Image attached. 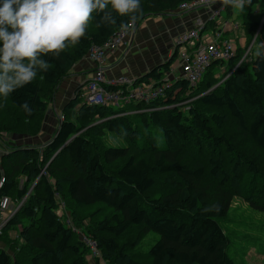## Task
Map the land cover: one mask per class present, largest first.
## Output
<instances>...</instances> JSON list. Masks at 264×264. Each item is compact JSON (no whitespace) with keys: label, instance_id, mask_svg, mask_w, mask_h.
<instances>
[{"label":"trees","instance_id":"obj_1","mask_svg":"<svg viewBox=\"0 0 264 264\" xmlns=\"http://www.w3.org/2000/svg\"><path fill=\"white\" fill-rule=\"evenodd\" d=\"M188 1L140 0L135 25L178 12ZM226 9L230 16L232 7ZM237 13L246 47L254 40L258 46L264 41L261 0ZM101 15L94 10L86 35L66 41L59 56L38 54L48 62L47 71L7 97L0 94V132L29 137L41 132L57 89L74 66L129 22L113 12L116 24H102ZM246 49H237L227 64H214L197 86L182 79L163 88L164 96L149 105H89L79 89L42 149L8 148L0 155V198L20 206L2 229L0 264H236L224 229L235 195L243 193L251 208L264 213V57L253 55L229 74ZM177 55L135 85L164 87ZM219 66L227 68L221 78ZM9 109L20 119L16 125L33 132L11 131L1 122ZM108 133L126 144L103 146ZM152 232L159 235L156 244L148 253H134Z\"/></svg>","mask_w":264,"mask_h":264},{"label":"clouds","instance_id":"obj_2","mask_svg":"<svg viewBox=\"0 0 264 264\" xmlns=\"http://www.w3.org/2000/svg\"><path fill=\"white\" fill-rule=\"evenodd\" d=\"M221 2L238 12L251 0ZM94 10L102 13V24H116L113 12L127 15L129 22L120 25L127 30L141 7L140 0H0V94L7 97L47 71L48 62L38 54L59 56L66 41L79 42ZM256 47V55L264 57V41ZM23 108L31 112L27 103Z\"/></svg>","mask_w":264,"mask_h":264},{"label":"built area","instance_id":"obj_3","mask_svg":"<svg viewBox=\"0 0 264 264\" xmlns=\"http://www.w3.org/2000/svg\"><path fill=\"white\" fill-rule=\"evenodd\" d=\"M215 4H217L216 0H191L180 6L179 11L186 13L197 12L210 7L215 8L210 9L208 18H205L204 15H198L192 28L181 33L174 42L176 51H178L177 65L167 73L164 87L156 88L146 83L135 85L136 79L125 76L113 80L106 78L105 69L109 55L125 45V39L134 33L136 25L127 30L121 29L103 46H92L86 59L96 66V70L91 80L80 89L85 102L89 105L114 107L115 109L138 103L149 105L153 100L163 97V88L171 87L177 80L183 79L188 81L192 87L197 86L214 64L230 62L235 57L237 50L235 43L223 37V28L218 29V31H215V28L214 30L211 29L210 32L206 31L208 24L215 25L222 22V15L226 12V6L219 5L216 7ZM227 25L228 23H225V27ZM232 30L237 32L239 26L234 25ZM254 42L255 40L248 48L246 47L247 49L245 48L242 60L236 69L229 72L230 76L241 64L246 63L254 55ZM176 70L178 73H175ZM216 70L222 75L227 71V68L226 66H219ZM7 205L8 199H4L3 207L5 208ZM11 216L0 217V236ZM87 243L92 248L94 255L99 257L96 244L91 241H87Z\"/></svg>","mask_w":264,"mask_h":264},{"label":"rangeland","instance_id":"obj_4","mask_svg":"<svg viewBox=\"0 0 264 264\" xmlns=\"http://www.w3.org/2000/svg\"><path fill=\"white\" fill-rule=\"evenodd\" d=\"M261 2L262 5H264V0H261ZM219 4L223 5L222 2H220ZM258 10L259 8L255 9L256 14H258ZM179 13L180 12H170L169 14L163 16H150L147 19H144L135 29L137 33L140 34V31L143 29L142 27H146L149 22L154 23L153 26L155 29L159 28V26L161 25H167V28L169 29V31H171V35H169L166 38V42H164L163 46L165 47V50H161L162 47L161 48L159 47L160 49L154 51V54L158 55V57H160L164 51L165 54L168 56H170L171 54L170 59L174 58L176 47L175 44L173 45V43L171 42L168 43V39L172 37V39L176 41L177 37L175 38V31H174L176 27L174 24L176 21L175 17H177ZM256 14L253 15L252 20L254 19V17H256ZM225 16H226V12L223 13L222 17ZM228 17L229 18L235 17L234 19L236 20V22L239 25L241 24L237 12H233L232 10L231 15ZM88 22H90V19ZM243 38H244L243 32L238 33V35H235V37L233 38V42L235 43L236 49L240 48L244 50L246 48V45L248 44L247 39L242 42ZM149 41H153V40L150 39ZM152 44H154V42H152ZM155 47L158 48V46ZM255 50H257L256 46H255ZM255 55L256 53L254 54V56ZM176 65H177V60L175 61L173 67H175ZM79 66L80 67L84 66L83 60L74 66L71 75L80 71ZM108 73L109 71L106 67L105 69L106 78ZM175 73H178V70H176ZM94 74L95 71L92 73V75H90V78L86 82L90 81L91 78L94 76ZM221 77H222L221 74L217 76V78H221ZM71 78L73 77L69 76L57 89V92L55 94V103L54 104L52 103L50 105L47 115L43 119L41 132L38 135L29 137L27 135L21 136L17 134H7L6 132H0V136H1L0 155H3L7 151V149L11 147L40 146V149H42L45 146V144L51 140L60 122L65 120V114H64L65 108L69 103L77 100L78 91L83 86V85L79 86L77 85V83L76 84L73 83ZM79 81H83V83L85 82L83 79H79ZM192 102L193 100L191 99L187 101L186 104H184V106ZM10 111L11 109H9L8 111H4L7 112L8 114L5 113V115H2L3 117L1 119V122L3 120L4 122L8 123L11 126V131L23 130L29 133L33 132V129L31 128L29 129L28 127L22 126L21 124L16 125V122H18V120L20 119L19 117H17L16 119L15 113H12ZM231 125L232 122L228 126L230 127ZM125 144L126 143L122 138L116 137L110 133H108L102 139V145L106 147L107 146L121 147L124 146ZM240 151L242 152V150ZM261 163L264 164V158H261ZM216 183L217 180L214 183L213 179L209 177L208 184L212 186V188L216 187L217 185ZM242 194L235 195L229 213V222L224 225V229L229 234V237L232 241V250L229 254L236 264H264V213L251 208L250 204L246 200V197L244 198ZM3 203H4V199L0 198V217L2 216L7 217L9 215L10 216L14 215L15 212L17 211L18 206H20V204L18 205H16V203L13 204L10 199H8L7 207L4 208ZM105 213L107 212L105 211ZM110 213H112L111 209H110ZM79 234L83 239H85L84 234L81 231H79ZM158 240H159L158 234L153 232L149 233L136 247L134 253H138V254L148 253L149 250L156 244ZM1 246L3 245L0 243V247ZM127 246H130V244H128ZM99 257H101L100 252H99ZM102 264L105 263L103 262Z\"/></svg>","mask_w":264,"mask_h":264},{"label":"crops","instance_id":"obj_5","mask_svg":"<svg viewBox=\"0 0 264 264\" xmlns=\"http://www.w3.org/2000/svg\"><path fill=\"white\" fill-rule=\"evenodd\" d=\"M218 7L221 1L216 0ZM215 7H210L207 9H202L197 12H180L177 17H175V38H178L180 33H183L190 28H192L194 20L198 15H204L205 18H208V12L210 9H214ZM234 12V11H233ZM235 17L229 18L226 9V16L223 17L222 22L216 23L214 25L215 31L223 28V37L233 41L235 35H238L239 30L233 31L232 28L234 25L239 26V24L234 19ZM225 23L228 25L225 27ZM223 24V25H221ZM154 23L149 22L146 27H142L143 29L140 31V34L137 31L129 35L125 39V45L120 48L118 51L111 53L107 60V69L109 71L107 78L108 79H116L122 76H128L133 79H137L150 72L153 68L158 65L164 64L170 59V56L166 55L163 51V54L158 57V55L154 54V51L157 49L165 50L164 42H166V38L171 35V31L167 28V25H161L159 28H154ZM220 25V26H219ZM214 30V29H213ZM211 30L209 29L208 32ZM176 38V39H177ZM152 39L153 41H149ZM246 40V38L242 39V42ZM128 42V44H127ZM154 42V44H152ZM173 43L174 40L171 38L168 39V43ZM128 45V46H126ZM155 46H158L156 48ZM131 47V48H130ZM160 47V48H159ZM130 48V49H129ZM84 66L80 67V71L71 75L72 82L77 83V85L82 86L86 83V81L90 78V75L96 70V66L92 64L86 58L83 60ZM79 79H83V81H79ZM79 83V84H78Z\"/></svg>","mask_w":264,"mask_h":264},{"label":"water","instance_id":"obj_6","mask_svg":"<svg viewBox=\"0 0 264 264\" xmlns=\"http://www.w3.org/2000/svg\"><path fill=\"white\" fill-rule=\"evenodd\" d=\"M135 32H136V30L134 31V35H135Z\"/></svg>","mask_w":264,"mask_h":264}]
</instances>
